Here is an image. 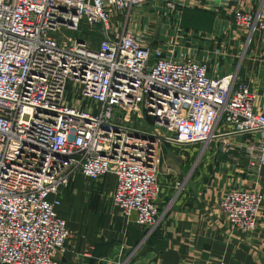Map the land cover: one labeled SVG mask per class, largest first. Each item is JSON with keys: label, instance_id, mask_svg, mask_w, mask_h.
<instances>
[{"label": "built area", "instance_id": "built-area-1", "mask_svg": "<svg viewBox=\"0 0 264 264\" xmlns=\"http://www.w3.org/2000/svg\"><path fill=\"white\" fill-rule=\"evenodd\" d=\"M147 1L0 0V264H62L55 254L71 232L57 209L78 176L90 184L114 174L111 201L146 229L145 239L162 219L160 140L204 145L251 135L248 164L264 167V112L249 82L234 72L210 76L207 61L176 54V38L149 43L150 28H138L151 14H134ZM239 2L166 5L230 10L249 42L264 32V0L255 10ZM121 113L127 124L114 120ZM263 202L256 190L230 188L219 206L231 231L253 232Z\"/></svg>", "mask_w": 264, "mask_h": 264}, {"label": "crops", "instance_id": "crops-1", "mask_svg": "<svg viewBox=\"0 0 264 264\" xmlns=\"http://www.w3.org/2000/svg\"><path fill=\"white\" fill-rule=\"evenodd\" d=\"M239 3L255 10L259 0ZM144 5L134 14H151L142 18L138 28H150L149 43L176 38V54L207 61L210 76L236 73L255 92V109L264 112V32L254 33L244 47L247 34L233 25L230 10L187 7L175 16L163 0H148ZM156 11L158 20L153 17ZM188 13L193 16L185 22ZM224 138L225 150L216 154L211 170L193 187L186 183L176 193L173 181L159 177L161 225L141 245L144 228L126 221L111 201L115 175L107 173L90 184L80 177L83 184H72L70 208L64 212L71 238L65 252L55 257L62 264H117L128 257L129 264H212L221 258L226 264H264V204L253 232L231 231L219 206L230 188L256 190L264 197V167L256 170L248 164L244 144L251 135Z\"/></svg>", "mask_w": 264, "mask_h": 264}, {"label": "rangeland", "instance_id": "rangeland-1", "mask_svg": "<svg viewBox=\"0 0 264 264\" xmlns=\"http://www.w3.org/2000/svg\"><path fill=\"white\" fill-rule=\"evenodd\" d=\"M163 1H165V5H166L167 0H163ZM174 1L176 3L179 2V0H174ZM142 6H144L143 8H145L146 5H142ZM239 6H242V5L239 3ZM166 7L168 8L167 5H166ZM137 8L135 9V12H136V10L139 11V9H137ZM184 8H185V6L178 4V5H176V8H174V9L168 8V9H169V11H171L175 15L176 13H180L179 10L184 11ZM240 8H246V7L242 6ZM140 10L143 11L142 9H140ZM201 10L204 11V9H201ZM173 14H172V16H174ZM191 16H193L192 13H188L186 15L187 19H185V22H189V20L192 19ZM163 22L164 21L161 20L160 24H162ZM170 22L172 23V20ZM232 23L235 26L234 20H232ZM90 37L92 38V35H90ZM246 38H247V36H246ZM248 43L249 42L246 41L244 47H247ZM115 118H114V120H118V121L122 122L123 124H127L125 122H127L129 120V119L125 118V115L123 113H121L118 116H115ZM146 122L148 124H151V126L153 125L152 119H150L148 117L146 118ZM132 124L134 126H138L137 125L138 123L135 121V119H134V123H132ZM222 129H223V127H221V130ZM221 130L219 133H222ZM217 132L218 131H216V133ZM225 139L226 138H224V136H223L221 138H217V139H214L212 141H209L204 145L203 144L180 145V144H174L171 142H166L163 140L158 141L156 144V149H155L158 177H160V179L162 177H165L166 181H168V180L173 181L175 188H176V183H183V185L190 184L193 187L195 185L194 183L204 179L206 174L208 173V170L209 171L211 170V167L213 165L212 164L213 158L216 156V154L217 153H219V154L223 153V151L225 150L223 147ZM212 146H214L213 149H212ZM215 147H216V149H215ZM81 179L78 176V177L74 178L72 181H70L69 184L63 189V191L60 195L61 204L58 207L57 211H58V214L61 217H63L64 219H66L64 216V214H66V213H64V212L70 208L69 201L71 200V193H70L71 186H72V184L76 185V186L83 184ZM160 189H161V184H160ZM177 192H178V190H176V193ZM160 194H161V191H160ZM159 197H160V195H159ZM66 221H67V219H66ZM257 224H258V221H257ZM160 225H161V223H160ZM158 227L156 229H154L153 232H151L145 239L142 238L139 245H141L142 243H145V241H147L149 239V237L152 236L157 231ZM143 231L145 234L146 229H144ZM122 261H119L117 263H121Z\"/></svg>", "mask_w": 264, "mask_h": 264}, {"label": "trees", "instance_id": "trees-1", "mask_svg": "<svg viewBox=\"0 0 264 264\" xmlns=\"http://www.w3.org/2000/svg\"><path fill=\"white\" fill-rule=\"evenodd\" d=\"M143 234H144V231H143Z\"/></svg>", "mask_w": 264, "mask_h": 264}]
</instances>
